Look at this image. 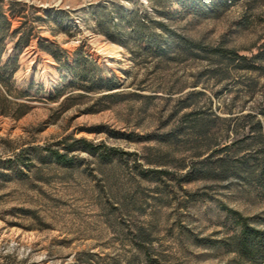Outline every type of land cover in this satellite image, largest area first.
Listing matches in <instances>:
<instances>
[{"label":"rangeland","instance_id":"obj_1","mask_svg":"<svg viewBox=\"0 0 264 264\" xmlns=\"http://www.w3.org/2000/svg\"><path fill=\"white\" fill-rule=\"evenodd\" d=\"M176 2L0 0L12 100L28 106L0 113V264H235L234 213L264 218V59L192 57L170 31L250 59L264 0ZM78 49L113 90L74 77Z\"/></svg>","mask_w":264,"mask_h":264},{"label":"trees","instance_id":"obj_2","mask_svg":"<svg viewBox=\"0 0 264 264\" xmlns=\"http://www.w3.org/2000/svg\"><path fill=\"white\" fill-rule=\"evenodd\" d=\"M186 1L187 0H178L176 3L184 4V6H186ZM230 1L232 2L233 0ZM157 5L162 8L160 11L157 10L158 13L165 15V10L163 9L166 5L161 4L159 1ZM169 11L170 7L167 9V12ZM128 16L134 17L136 16V13L132 12L128 14ZM143 24L144 23L140 21L137 22V25L135 26L138 28L136 29L137 32L141 33ZM11 25V21H9L4 15L0 14V113L19 117L27 111L28 106L22 102L12 100L10 90L12 86L11 81L18 68V58L10 59L6 63L3 61V56L6 52L5 39L9 36L8 33L11 29ZM159 25L161 29H167L165 24L159 22ZM17 32L18 31H15L13 36ZM104 33L107 35V30H104ZM170 35L175 39V44L182 49H187V53L192 57H198V55L201 56L202 54L206 56L211 55L219 59L221 62L229 61L230 63H237L236 65L238 67L250 70L258 68L254 62L264 59V43L261 45L260 50L249 59L247 56L239 54L235 49L222 46H205L195 40L178 35L173 31H170ZM31 40V33L24 32L19 37L15 48L18 54L22 52L23 47L28 46L31 43ZM39 45L44 51L51 54L59 63H61L59 53L66 56L65 50L59 48L53 50L51 48L52 44L47 41H42ZM247 61H251V64H242L247 63ZM69 68L74 77L89 85L87 86L88 90L104 89V91H111L114 89L113 80H103L102 77L99 76L102 72V68L81 49L74 52V63ZM259 131L261 133L263 132V128L260 125ZM78 141L82 143L84 149L91 150L94 148V145L86 139H79ZM224 147L229 148V145ZM52 155L60 162L70 163V159L66 153L64 154L56 151L52 152ZM262 166L264 168V163ZM234 214L236 215L238 231L228 239L229 241L226 246L232 249L235 264H264V218L261 219L259 224H252L249 221V218L243 216L241 213L235 212Z\"/></svg>","mask_w":264,"mask_h":264}]
</instances>
